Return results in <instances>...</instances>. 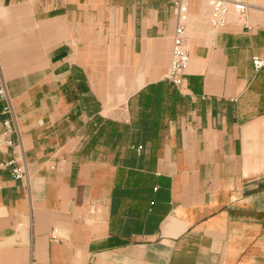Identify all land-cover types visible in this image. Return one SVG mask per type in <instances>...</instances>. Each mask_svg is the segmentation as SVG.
Here are the masks:
<instances>
[{"label":"crops","instance_id":"1","mask_svg":"<svg viewBox=\"0 0 264 264\" xmlns=\"http://www.w3.org/2000/svg\"><path fill=\"white\" fill-rule=\"evenodd\" d=\"M187 1L178 88L174 0H0V264H264V0Z\"/></svg>","mask_w":264,"mask_h":264},{"label":"built area","instance_id":"2","mask_svg":"<svg viewBox=\"0 0 264 264\" xmlns=\"http://www.w3.org/2000/svg\"><path fill=\"white\" fill-rule=\"evenodd\" d=\"M257 0H208L210 6L209 22L214 29H220L228 25L231 17H235L245 27L250 28L248 20V10L255 5ZM174 14L176 19L175 33L173 36V48L170 67L166 78L178 88L184 87V77L190 63V53L186 42V24L189 17L188 1L174 0ZM252 64L256 71L264 69V51L252 57ZM7 99L8 105L5 111H12L11 100L4 86H0V100ZM5 126L4 136H8L12 131L10 119L2 121ZM12 144L11 140H8ZM141 148V147H140ZM18 161V162H17ZM17 162L12 168L15 178L27 179L29 177L27 164L24 158L21 162L14 158L9 162H0V168H6L10 164ZM57 229L53 230V236H57Z\"/></svg>","mask_w":264,"mask_h":264}]
</instances>
